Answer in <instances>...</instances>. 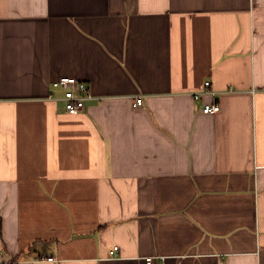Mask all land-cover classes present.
I'll list each match as a JSON object with an SVG mask.
<instances>
[{"label":"crops","instance_id":"obj_1","mask_svg":"<svg viewBox=\"0 0 264 264\" xmlns=\"http://www.w3.org/2000/svg\"><path fill=\"white\" fill-rule=\"evenodd\" d=\"M0 252L264 264V0H0Z\"/></svg>","mask_w":264,"mask_h":264},{"label":"built area","instance_id":"obj_2","mask_svg":"<svg viewBox=\"0 0 264 264\" xmlns=\"http://www.w3.org/2000/svg\"><path fill=\"white\" fill-rule=\"evenodd\" d=\"M210 86V83L205 82L204 89L206 92L210 90ZM52 88L53 90L60 91L61 96L59 99L63 102L64 111L69 116H77L82 113L85 109L86 103L94 99L90 94L87 85L84 82H79L74 78H62L52 83ZM194 98L195 100H198L200 96L197 94L194 95ZM141 105L142 98H136L134 100L133 106L138 108L141 107ZM219 110L220 108L216 103L202 107V112L204 114H216L219 112ZM118 250V247H113V249L109 252V256L111 258L117 257ZM1 256L2 254L0 252V258ZM45 261L50 264H56V261L53 258H47ZM159 261L162 262L163 258H159ZM146 262L151 263L152 259H146Z\"/></svg>","mask_w":264,"mask_h":264}]
</instances>
